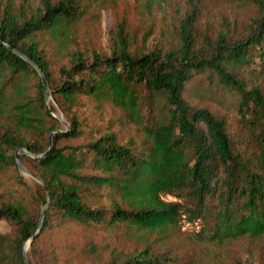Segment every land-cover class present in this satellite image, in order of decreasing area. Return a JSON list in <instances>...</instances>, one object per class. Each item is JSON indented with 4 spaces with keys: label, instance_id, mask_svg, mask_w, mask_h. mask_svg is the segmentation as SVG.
I'll use <instances>...</instances> for the list:
<instances>
[{
    "label": "trees",
    "instance_id": "16d2710c",
    "mask_svg": "<svg viewBox=\"0 0 264 264\" xmlns=\"http://www.w3.org/2000/svg\"><path fill=\"white\" fill-rule=\"evenodd\" d=\"M251 1L260 14L238 38L202 34L194 3L180 19L177 47L133 51L122 19L112 31L111 52L93 50L87 58L80 50L68 52L69 45L80 21L107 0H0V171L16 166L13 152L19 148L42 155L21 156L41 183L38 196L0 203V221L16 226L13 239L0 233V264H25L22 244L37 230L39 207L45 204L41 233L52 222L67 220L158 233L178 224L198 241L217 243L264 233V88L244 76L245 70L264 76V0ZM43 36L54 45L52 53L41 45ZM65 56L68 61L54 71L52 57L57 62ZM31 62L65 114L79 97L110 100L140 123L149 145L138 152L111 131L84 143L61 144L81 135V121L71 113L69 129L56 130L50 147L49 135L59 121ZM203 70L238 94L248 133L242 148L222 118L183 97L185 83ZM104 188L119 200L101 203ZM185 223L191 226L183 228ZM177 263L167 251L146 246L102 264Z\"/></svg>",
    "mask_w": 264,
    "mask_h": 264
},
{
    "label": "rangeland",
    "instance_id": "374dc122",
    "mask_svg": "<svg viewBox=\"0 0 264 264\" xmlns=\"http://www.w3.org/2000/svg\"><path fill=\"white\" fill-rule=\"evenodd\" d=\"M18 1L15 0V3ZM32 1L36 3L37 0ZM194 3L200 10L196 25L202 34L210 37L221 33L238 38L248 32L250 24L260 14L259 5L251 0H107L102 9L87 14L77 25L68 52L80 50L87 58L93 50L109 54L114 41L112 31L116 22L122 19L133 37V51H148L159 46L164 49L177 47L180 19ZM41 39V45L52 53L54 45L45 36ZM64 61L67 62L68 57L60 58L57 62L52 57L51 68L56 71ZM244 76L252 83L258 81L264 88V76H253L246 70ZM183 97L192 105L207 108L222 118L227 132L240 148L243 147L240 143L248 133L240 120L235 90L225 87L215 74L212 76L208 70H203L185 83ZM46 103L48 106L54 105L56 109L59 121L56 130L69 129L71 113H75L81 121V135L76 139H64L61 144L84 143L108 131L115 133L119 143L128 144L138 152L150 143L140 123L110 100L79 97L78 104L70 109V114H65L51 94ZM34 138V135L30 136V139ZM23 154L26 153L17 152L23 169L15 159V167L9 165L0 171V203L11 201L12 197L25 202L33 201L40 192L41 183L25 167L21 160ZM19 178L22 183L18 181ZM101 193L100 202L106 206L113 199L119 200L118 195L108 188L102 189ZM165 197L177 201V198ZM184 200L180 198L179 201ZM44 207L40 205V212ZM41 230L33 248L28 241L22 244L29 264H102L137 254L146 246L154 252L167 251L176 258L177 264H264V233L217 243L198 241L193 233L184 232L178 224L166 233H158L128 224L87 226L67 220L61 224L52 222L42 233ZM0 233L13 239L16 226L2 220Z\"/></svg>",
    "mask_w": 264,
    "mask_h": 264
},
{
    "label": "water",
    "instance_id": "95a60500",
    "mask_svg": "<svg viewBox=\"0 0 264 264\" xmlns=\"http://www.w3.org/2000/svg\"><path fill=\"white\" fill-rule=\"evenodd\" d=\"M21 55V54H20ZM22 56V55H21ZM24 57V56H22ZM25 58V57H24ZM27 59V58H25ZM28 60V59H27ZM33 64V66L35 67V69L37 70L39 76L41 77V80H42V83L45 87V100L47 101L48 97L50 96V89H49V86H48V83H47V80L44 76V74L42 73V71L39 69V67L37 65H35L33 62H31ZM48 105V104H47ZM48 110H51L49 107H47ZM53 114L56 116V112H53ZM56 131V129L54 130ZM52 132L50 133L49 135V144H50V147L52 146ZM23 151L25 152L26 154L34 157V158H39L41 157L42 155H34V154H30L29 152H27L26 150L22 149V148H19L18 151ZM49 150V149H48ZM47 150V151H48ZM17 151V152H18ZM17 152L15 154V157H16V161H17V164L18 166L23 169V166L21 165V163L19 162L18 160V155H17ZM45 209H46V204H45V207L42 209L41 211V214H40V218H39V225H38V228H37V231L26 241H28V243H30V241L40 232L41 228H42V225H43V220H44V215H45ZM22 251H23V258H24V262L25 264H29L28 260H27V257L25 255V251H24V248H22Z\"/></svg>",
    "mask_w": 264,
    "mask_h": 264
},
{
    "label": "built area",
    "instance_id": "2783aa9c",
    "mask_svg": "<svg viewBox=\"0 0 264 264\" xmlns=\"http://www.w3.org/2000/svg\"><path fill=\"white\" fill-rule=\"evenodd\" d=\"M190 226H191V225H189L188 223H187V224L185 223V225H184L183 228L190 227Z\"/></svg>",
    "mask_w": 264,
    "mask_h": 264
}]
</instances>
